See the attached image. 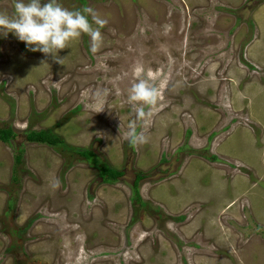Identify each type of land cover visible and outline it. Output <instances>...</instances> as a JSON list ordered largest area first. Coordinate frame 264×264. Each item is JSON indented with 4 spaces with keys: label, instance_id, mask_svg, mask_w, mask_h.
I'll return each instance as SVG.
<instances>
[{
    "label": "rangeland",
    "instance_id": "rangeland-1",
    "mask_svg": "<svg viewBox=\"0 0 264 264\" xmlns=\"http://www.w3.org/2000/svg\"><path fill=\"white\" fill-rule=\"evenodd\" d=\"M60 3L107 20L95 51L82 34L59 64L0 36V126L15 133L0 141V264H264V0ZM137 63L167 80L133 146ZM104 88L105 110L85 109L82 91ZM48 127L93 158L25 140ZM97 161L121 175L102 182Z\"/></svg>",
    "mask_w": 264,
    "mask_h": 264
},
{
    "label": "clouds",
    "instance_id": "clouds-1",
    "mask_svg": "<svg viewBox=\"0 0 264 264\" xmlns=\"http://www.w3.org/2000/svg\"><path fill=\"white\" fill-rule=\"evenodd\" d=\"M13 13L0 11V36L12 33L26 48L40 52L45 57L61 64L60 50L68 48L70 42L78 40L82 34L91 38L92 50L102 43L101 29L107 20L101 18L91 7L69 9L60 0H13ZM41 63H45L41 61ZM172 57H168V70ZM133 83L127 91V103L134 114V120L120 132L122 138L133 146L146 143V133L162 99V86L166 84L165 69L146 68L137 63L132 70ZM109 90L98 89L94 92L85 89L81 93V103L87 110L100 113L105 110ZM120 131V129L118 130Z\"/></svg>",
    "mask_w": 264,
    "mask_h": 264
},
{
    "label": "trees",
    "instance_id": "trees-1",
    "mask_svg": "<svg viewBox=\"0 0 264 264\" xmlns=\"http://www.w3.org/2000/svg\"><path fill=\"white\" fill-rule=\"evenodd\" d=\"M189 132V131H188ZM15 136L14 131L12 130L11 126H0V141L10 144V141ZM25 140L28 142H35V143H42L46 144L48 146L53 147L54 149L58 150H70L73 151L76 155H78L80 158L84 160H90L93 158V154L89 149L85 148H76V147H69L66 143L58 136L55 132L52 131L50 127L48 128H40V129H31L28 128L24 131ZM211 159H214L215 157L212 155L210 156ZM21 159V150L17 151V154L13 158V166L11 170L12 180L15 179L14 177V166L20 163ZM96 168L97 175L101 179L102 182H112L114 181L118 176L121 175V171L110 167L102 162H93L91 163ZM142 174H137L132 182V194H133V201L137 200V202H141V197L138 193V180L141 178ZM14 177V178H13ZM10 204L8 203V206Z\"/></svg>",
    "mask_w": 264,
    "mask_h": 264
}]
</instances>
